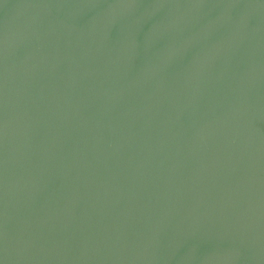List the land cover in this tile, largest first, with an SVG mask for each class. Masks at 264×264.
I'll return each mask as SVG.
<instances>
[{
    "label": "water",
    "instance_id": "obj_1",
    "mask_svg": "<svg viewBox=\"0 0 264 264\" xmlns=\"http://www.w3.org/2000/svg\"><path fill=\"white\" fill-rule=\"evenodd\" d=\"M0 264H264V0H0Z\"/></svg>",
    "mask_w": 264,
    "mask_h": 264
}]
</instances>
